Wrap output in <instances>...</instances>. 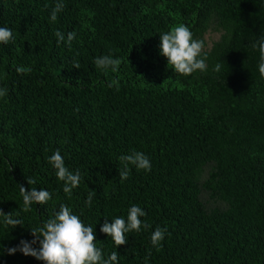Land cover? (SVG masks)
<instances>
[{
  "label": "trees",
  "instance_id": "16d2710c",
  "mask_svg": "<svg viewBox=\"0 0 264 264\" xmlns=\"http://www.w3.org/2000/svg\"><path fill=\"white\" fill-rule=\"evenodd\" d=\"M57 2L0 0V27L14 36L0 44V211L23 222L0 215V264H44L7 249L61 204L118 264H264V0H62L53 22ZM179 24L203 41L206 71L176 74L160 54V35ZM57 30L76 33L70 47ZM109 54L122 61L115 73L94 62ZM57 149L82 176L70 197L48 160ZM133 151L151 171L129 165L121 181L119 157ZM20 185L51 199L25 212ZM133 205L145 226L117 247L100 227ZM157 226L167 228L159 250Z\"/></svg>",
  "mask_w": 264,
  "mask_h": 264
},
{
  "label": "clouds",
  "instance_id": "9594fccd",
  "mask_svg": "<svg viewBox=\"0 0 264 264\" xmlns=\"http://www.w3.org/2000/svg\"><path fill=\"white\" fill-rule=\"evenodd\" d=\"M64 4L62 0H58L50 14V20L55 22L58 13L63 11ZM57 44L61 42L67 43L70 47L76 38L74 31L67 33V39L61 31L55 32ZM14 41L13 32L8 27H0V44L8 45ZM257 47V45H253ZM261 63L259 71L264 76V38L258 41ZM204 43L201 40L193 39V33L184 24L173 26L170 31L160 35V54L167 58L168 64L172 66L176 74L190 76L193 72L199 70L204 72L207 70V53L203 52ZM95 65L104 70L111 69L113 73L119 70L121 59L114 58L112 55H104L95 59ZM78 68L79 65L77 64ZM18 74H28L30 68L16 67ZM220 70V64L215 66L214 71ZM116 86L119 90V81L113 80L109 83V87ZM7 95L6 88H0V97ZM49 163L56 170V176L63 181V191L69 195L72 190L79 186L82 176L79 170L70 171L64 162V159L57 149L49 158ZM119 160L123 164V169L119 171V179L126 180L129 176V165L135 166L137 170L151 171V162L143 153L133 151L130 154L122 155ZM36 181L27 179L28 185L35 184ZM94 192H89L85 203L91 206ZM20 195L23 199V210L28 212L33 203L43 205L51 199V194L45 189L37 191L35 187L29 190L20 185ZM0 215H4L5 223L15 228L17 225L22 226L23 222L13 218V213L4 214L0 211ZM146 212L139 206L133 205L128 210L127 220L123 217H116L112 223H108L107 219L100 227V232L111 237L114 244L118 247L128 243L126 234L131 231H140L143 225L140 217H144ZM167 228L157 226L151 234V244L159 250L161 241L165 237ZM33 239L31 241L20 240L16 247L7 249L8 254H14L17 251L25 256H31L44 264H118V252H112L107 258H104L102 250L96 247V234L92 226H85L80 217L73 214L72 209L61 204L59 210L55 212L52 218L46 220L39 228L31 229ZM39 247H35V245Z\"/></svg>",
  "mask_w": 264,
  "mask_h": 264
},
{
  "label": "rangeland",
  "instance_id": "374dc122",
  "mask_svg": "<svg viewBox=\"0 0 264 264\" xmlns=\"http://www.w3.org/2000/svg\"><path fill=\"white\" fill-rule=\"evenodd\" d=\"M207 37L209 38L210 41H212L218 38V34L210 33Z\"/></svg>",
  "mask_w": 264,
  "mask_h": 264
}]
</instances>
